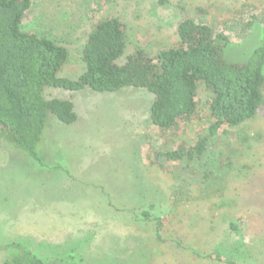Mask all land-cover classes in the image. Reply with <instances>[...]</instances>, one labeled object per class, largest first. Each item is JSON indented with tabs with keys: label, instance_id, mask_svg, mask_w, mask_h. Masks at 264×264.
<instances>
[{
	"label": "rangeland",
	"instance_id": "obj_1",
	"mask_svg": "<svg viewBox=\"0 0 264 264\" xmlns=\"http://www.w3.org/2000/svg\"><path fill=\"white\" fill-rule=\"evenodd\" d=\"M31 3L22 31L65 47L70 59L60 76L72 80L86 70L89 34L108 18L127 26L121 63L139 49L156 58L178 47V27L188 18L229 37L230 62L244 61L264 40V0ZM43 95L72 102L78 120L65 125L50 116L38 159L0 141V264L18 255V246L48 262L224 264L209 258L220 249L237 264H264V105L254 120L209 137L212 95L202 85L197 114L168 131L151 123L154 96L143 89L46 88ZM201 138H209L201 157L158 156ZM144 211L163 216L161 241L153 225L138 220ZM241 238L243 252L234 254Z\"/></svg>",
	"mask_w": 264,
	"mask_h": 264
},
{
	"label": "trees",
	"instance_id": "obj_2",
	"mask_svg": "<svg viewBox=\"0 0 264 264\" xmlns=\"http://www.w3.org/2000/svg\"><path fill=\"white\" fill-rule=\"evenodd\" d=\"M31 7V0H0V141L26 150L33 158L38 159L50 116L65 125L78 120L73 103L46 100V88L71 92L89 89L99 93L129 88L146 90L154 96L151 123L168 131L197 114L198 90L202 85L212 95L209 137L254 120L264 105V40L256 44L244 61L230 62L229 37L202 20L188 18L178 27V47L164 50L156 58L139 49L121 63L128 45L127 26L117 18H108L98 22L89 34L83 49L86 70L72 80L60 76L70 59L65 47L49 37L22 31ZM208 140L201 138L193 148L158 156L167 161L193 160L207 150ZM163 219L148 211L138 218L155 227L157 241L162 240ZM231 228L242 236L237 223H232ZM244 247L241 238L232 251L241 254ZM18 249L19 254L4 264H79L74 258L48 262L31 250L21 246ZM209 258L237 264L224 257L220 249Z\"/></svg>",
	"mask_w": 264,
	"mask_h": 264
}]
</instances>
